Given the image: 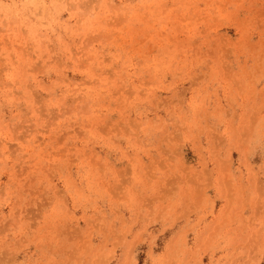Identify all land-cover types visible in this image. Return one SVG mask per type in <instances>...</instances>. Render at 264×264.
I'll return each instance as SVG.
<instances>
[{"label": "rangeland", "instance_id": "rangeland-1", "mask_svg": "<svg viewBox=\"0 0 264 264\" xmlns=\"http://www.w3.org/2000/svg\"><path fill=\"white\" fill-rule=\"evenodd\" d=\"M0 264H264V0H0Z\"/></svg>", "mask_w": 264, "mask_h": 264}]
</instances>
